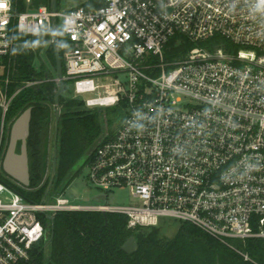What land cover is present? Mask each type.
<instances>
[{
	"label": "built area",
	"instance_id": "2783aa9c",
	"mask_svg": "<svg viewBox=\"0 0 264 264\" xmlns=\"http://www.w3.org/2000/svg\"><path fill=\"white\" fill-rule=\"evenodd\" d=\"M53 15L68 38L63 76L75 95L87 107L126 103L122 123L95 147L87 179L104 191L128 188L141 204L31 202L0 177V264L29 260L48 237L43 217L71 210L120 213L131 229L166 217L188 222L252 261L231 240L264 239V4L104 0L54 13L0 0L1 168L6 112L22 88L8 93L16 36L51 32ZM175 35L194 45L168 59Z\"/></svg>",
	"mask_w": 264,
	"mask_h": 264
},
{
	"label": "trees",
	"instance_id": "16d2710c",
	"mask_svg": "<svg viewBox=\"0 0 264 264\" xmlns=\"http://www.w3.org/2000/svg\"><path fill=\"white\" fill-rule=\"evenodd\" d=\"M51 1L32 0L31 5L27 6L25 0H13V4L17 11H23L39 5L51 8ZM102 5L104 0H88L82 6L96 8ZM56 8L58 10L57 1ZM50 38L51 32L48 30L36 36H16L19 43L12 60V82L8 87L9 94L22 87L12 98L6 112L5 120L9 127L27 107L32 108L27 137L29 184L16 187L31 202L41 201L52 163L55 130L53 97L58 82ZM68 44V38L60 27L56 30L55 48L61 55L63 74V53ZM200 44L210 46V43ZM193 45L175 35L165 47V56L168 59L178 57ZM40 52H43L44 58L40 57ZM35 60L38 61L37 67ZM26 81L36 83L23 86ZM69 85L70 82L65 80L64 90L59 96L57 164L51 185L52 189L60 187L61 191L76 177L82 164L77 165L81 160L89 159L91 150L104 133L102 111L86 108L80 98L66 96ZM125 106L126 103L121 101L113 107H106L108 120L110 116L120 118ZM43 219L48 228V237L33 244L29 260L17 264H264V239L248 238L244 242L231 240L235 248L251 258L252 261H249L188 222H181L172 237H165L156 226L128 228L127 217L114 212L104 215L94 210L59 211L53 215L52 221ZM131 235L137 249L126 253L121 245Z\"/></svg>",
	"mask_w": 264,
	"mask_h": 264
},
{
	"label": "rangeland",
	"instance_id": "374dc122",
	"mask_svg": "<svg viewBox=\"0 0 264 264\" xmlns=\"http://www.w3.org/2000/svg\"><path fill=\"white\" fill-rule=\"evenodd\" d=\"M56 1H57L58 10H65L71 7L83 5L88 0H56ZM25 2L27 6H30L32 0H25ZM60 23H61V20L59 18L56 19L55 21L56 30L60 29ZM49 42L51 43V38L49 39ZM40 57L44 58L43 52H40ZM37 60H35V63H34L36 67L38 66ZM0 72H2L1 69H0ZM101 94H103L102 90H101ZM66 96L77 97L74 93V90L72 89L70 85H69L68 90L66 91ZM84 96H92V94H85ZM77 98H80V97H77ZM113 106L115 105H112V106H100L99 105L95 107L86 106V108H89V109H97V110L102 111V115H103L102 128L104 131L102 139L107 137L110 133H114L124 119V115L126 112L125 107L122 108L124 112L120 118L115 119L113 116H110L108 120L107 116L105 115V109L106 107H113ZM9 130H7L6 132V137H5L4 145H3V153H5L6 147L8 144ZM97 145L98 143L91 150V155ZM16 151L19 152V144L17 145ZM89 159L85 161L81 160L79 162L77 166L79 167L81 164L82 166L79 169L78 174L63 191L60 190V187L57 189H52V186H51L47 196L48 197L49 196H54V197L62 196L68 199V201L72 204H84V205L109 204V205H118V206L140 205L141 204L139 199L132 196L128 188L117 187V188L111 189L110 191H104L92 185L87 179L88 169L86 165ZM5 175H6L5 172L0 167V177H5ZM180 223L181 222L177 220L166 217V218H162L156 227L160 228L162 236L172 237L175 234Z\"/></svg>",
	"mask_w": 264,
	"mask_h": 264
},
{
	"label": "water",
	"instance_id": "95a60500",
	"mask_svg": "<svg viewBox=\"0 0 264 264\" xmlns=\"http://www.w3.org/2000/svg\"><path fill=\"white\" fill-rule=\"evenodd\" d=\"M52 11L55 13L56 0L51 1ZM56 16L51 17V44L54 49V60L56 69V79L58 81V87L54 93L53 102L55 107V118H54V142H53V152H52V163L50 178L45 188L43 200L54 181L56 174V164H57V127L58 120L60 117V105L59 96L64 90L65 80L62 70V60L59 51L55 48L56 40V27H55ZM31 107H27L23 112H21L12 122L9 130V140L4 153L1 166L3 171L7 176L18 182L21 186H27L29 184V172H28V154H27V137L29 134V124L31 118ZM19 144V152L16 151L17 145ZM105 215V212H103ZM47 219L52 221V215H46ZM53 225H51V228ZM52 236V234H51ZM121 249L126 253H132L137 249V243L135 242L134 236H129L126 241L121 245Z\"/></svg>",
	"mask_w": 264,
	"mask_h": 264
},
{
	"label": "bare ground",
	"instance_id": "6f19581e",
	"mask_svg": "<svg viewBox=\"0 0 264 264\" xmlns=\"http://www.w3.org/2000/svg\"><path fill=\"white\" fill-rule=\"evenodd\" d=\"M108 99H101V101L104 103L105 101H107Z\"/></svg>",
	"mask_w": 264,
	"mask_h": 264
},
{
	"label": "clouds",
	"instance_id": "9594fccd",
	"mask_svg": "<svg viewBox=\"0 0 264 264\" xmlns=\"http://www.w3.org/2000/svg\"><path fill=\"white\" fill-rule=\"evenodd\" d=\"M261 4H264V0H260Z\"/></svg>",
	"mask_w": 264,
	"mask_h": 264
}]
</instances>
